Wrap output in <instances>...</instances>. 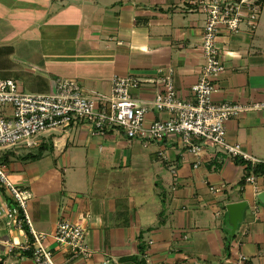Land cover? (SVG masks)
I'll list each match as a JSON object with an SVG mask.
<instances>
[{
  "label": "crops",
  "instance_id": "obj_1",
  "mask_svg": "<svg viewBox=\"0 0 264 264\" xmlns=\"http://www.w3.org/2000/svg\"><path fill=\"white\" fill-rule=\"evenodd\" d=\"M198 1L0 0V80L45 95L54 79L73 78L84 94L109 95L114 76L155 80L157 70L169 68L175 91L188 101L203 65L205 17L192 4ZM258 1L251 0L258 8L253 29L219 34L224 71L213 81L215 104L264 101V4ZM160 90L143 85L132 94L146 101ZM167 117L151 111L145 120ZM36 141L47 147L40 159L5 167L30 195L33 229L47 236L56 263L240 264L243 256L242 264H264V206L255 198L264 176L250 174L253 182L240 187L246 162L208 144L193 156L176 137L145 144L119 130L94 135L83 121ZM226 141L264 160V110L228 120ZM239 202L246 207L226 250V206ZM61 220L86 227L87 255L73 257L55 244L51 236ZM0 236L14 245L25 241L15 231ZM21 253H0V264H33Z\"/></svg>",
  "mask_w": 264,
  "mask_h": 264
},
{
  "label": "built area",
  "instance_id": "obj_2",
  "mask_svg": "<svg viewBox=\"0 0 264 264\" xmlns=\"http://www.w3.org/2000/svg\"><path fill=\"white\" fill-rule=\"evenodd\" d=\"M192 4L204 15L205 23L200 38L203 65L197 83L190 90V100L178 96L169 68L157 70L159 76L155 80L114 76L109 95L84 94L73 78L54 79L50 92L45 95L24 94L13 81L0 80V153L32 149L41 135L65 130L83 121L90 125L94 135L119 130L129 140L145 144L176 137L179 146L193 156L200 153V144H208L251 167H264V160L252 158L238 144L226 141L227 121L247 110H264V101L243 107L215 104L212 99L213 81L224 71L217 46L220 32L236 34L242 25L253 29L258 8L251 0H200ZM143 85H157L161 90L150 100L135 98L132 92ZM151 111L168 117L147 123L145 117ZM4 167L0 166V231L18 232L25 241L14 245L0 236V253L30 250L33 264H58L53 251L44 245L47 236L33 229L27 211L30 195L12 183ZM246 182L252 183V176ZM85 233L83 224L61 220L51 238L62 252H69L73 257L85 256L88 253ZM244 261L245 257L240 256V264Z\"/></svg>",
  "mask_w": 264,
  "mask_h": 264
},
{
  "label": "trees",
  "instance_id": "obj_3",
  "mask_svg": "<svg viewBox=\"0 0 264 264\" xmlns=\"http://www.w3.org/2000/svg\"><path fill=\"white\" fill-rule=\"evenodd\" d=\"M259 4H264V0L258 1ZM47 150V147L45 144H38L36 147L29 149V150H22V151H3L0 153V166H6L9 162L12 160L17 161H36L40 159L43 155V153ZM236 163H243L242 161H236ZM245 165V175L240 180L239 186L243 187L245 185L246 178L252 174L253 176H264V167L262 165H257L254 167H251L249 163H244ZM229 233V232H228ZM225 249L228 248V240H225ZM141 249V248H140ZM141 254V250L139 251ZM31 251H25L21 253V257L25 258H31ZM135 260V259H134Z\"/></svg>",
  "mask_w": 264,
  "mask_h": 264
},
{
  "label": "water",
  "instance_id": "obj_4",
  "mask_svg": "<svg viewBox=\"0 0 264 264\" xmlns=\"http://www.w3.org/2000/svg\"><path fill=\"white\" fill-rule=\"evenodd\" d=\"M256 200L264 206V191L256 195ZM246 207L245 202L233 203L226 206L229 234L228 242L234 237L238 224L242 221V214Z\"/></svg>",
  "mask_w": 264,
  "mask_h": 264
},
{
  "label": "rangeland",
  "instance_id": "obj_5",
  "mask_svg": "<svg viewBox=\"0 0 264 264\" xmlns=\"http://www.w3.org/2000/svg\"><path fill=\"white\" fill-rule=\"evenodd\" d=\"M43 136V135H42ZM4 170L7 172L6 167H4Z\"/></svg>",
  "mask_w": 264,
  "mask_h": 264
}]
</instances>
